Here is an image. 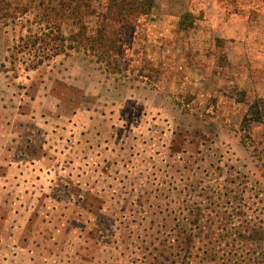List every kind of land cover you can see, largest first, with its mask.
I'll return each mask as SVG.
<instances>
[{
    "label": "rangeland",
    "instance_id": "1",
    "mask_svg": "<svg viewBox=\"0 0 264 264\" xmlns=\"http://www.w3.org/2000/svg\"><path fill=\"white\" fill-rule=\"evenodd\" d=\"M155 1L119 72L84 50L27 70L35 12L0 20V264H170L217 188L264 206V0Z\"/></svg>",
    "mask_w": 264,
    "mask_h": 264
},
{
    "label": "trees",
    "instance_id": "2",
    "mask_svg": "<svg viewBox=\"0 0 264 264\" xmlns=\"http://www.w3.org/2000/svg\"><path fill=\"white\" fill-rule=\"evenodd\" d=\"M155 6V0H107L105 9L99 10L95 0H28L22 7H13L9 0H0V20L35 12L40 30H29L21 36L12 53L21 55L27 70L37 69L59 55H69L72 50H84L119 72L130 62L121 45L120 26L133 27L140 17L150 16ZM92 19L94 27L90 26ZM186 23L184 18L180 20V26L186 27ZM258 108L257 102L251 105L245 125L262 120ZM223 188L224 193L217 188L207 195L205 207L194 211V220L176 228L173 241L178 251L174 253L176 258L169 259L170 264H264L262 201L249 213L244 208L250 205L239 202L244 198L243 189ZM226 195L233 200L225 201ZM204 217L207 225L200 223Z\"/></svg>",
    "mask_w": 264,
    "mask_h": 264
}]
</instances>
